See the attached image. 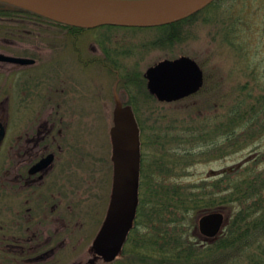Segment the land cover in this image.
<instances>
[{"label":"rangeland","instance_id":"1","mask_svg":"<svg viewBox=\"0 0 264 264\" xmlns=\"http://www.w3.org/2000/svg\"><path fill=\"white\" fill-rule=\"evenodd\" d=\"M179 30L174 43L164 29L117 27L110 29L108 42L99 40L96 30L94 38L86 34L84 58L97 56L88 48L90 45L101 46V42L113 46L120 59L121 74L129 75L117 83L106 70L97 76L96 70L90 75L81 67L56 69L44 74V86L37 89L36 98L35 83L28 87L30 97L25 109L8 113V134H13V138L8 136L0 145V264H112L122 259L119 255L114 261L105 262L93 249L114 192L111 130L115 126V84L122 104L130 103L135 108L141 131V165L146 173L156 170V161L162 156L176 163L167 164L175 167L170 180L185 186L211 182L225 173L242 175L248 166L263 169L262 158H254L264 152V124L254 127L249 124L247 129L239 123L240 127L234 128L228 112L237 101L250 103L264 93V0H217ZM161 37L162 51L154 47ZM144 46L155 50L143 57L145 53H140L144 52ZM182 55L195 59L203 69L201 91L167 103L147 95L141 82L147 68L164 58L172 60ZM44 61L39 64V77ZM13 81L6 82L5 88ZM48 86L52 92L47 91ZM3 95L0 92V102ZM49 96L60 99L58 109H51ZM33 121L34 134L41 123L45 132L38 136L28 156L53 152L58 157L51 172L37 183L41 192L37 190L32 197L45 201L41 205L24 203L22 191L16 192L12 183L14 176L5 171L6 163L18 151L15 147L18 129L13 127L21 123L22 127H28L26 124ZM22 131H27L24 136H32L29 129ZM228 136H235L237 144L229 141ZM31 146L26 144L25 148L30 150ZM141 186L142 174L137 215L138 211L149 214L151 208L144 202L147 192ZM226 207L221 209L226 221L223 236L230 232V221L237 210L236 204ZM183 213L185 209L178 212L179 219ZM200 215L192 223L195 214L187 212L183 219H188L186 234L195 241L210 242L199 232ZM238 253L237 249L220 252L215 259L211 256L212 264H233Z\"/></svg>","mask_w":264,"mask_h":264},{"label":"trees","instance_id":"2","mask_svg":"<svg viewBox=\"0 0 264 264\" xmlns=\"http://www.w3.org/2000/svg\"><path fill=\"white\" fill-rule=\"evenodd\" d=\"M212 5L204 10L207 11ZM5 7L8 6H0V17L11 23L12 17L17 14ZM204 10L202 12H205ZM202 12L179 22L149 29L167 30V37L172 38L174 43L177 42L174 37L180 33L179 27L184 23L192 22ZM20 15V18H24L25 15L36 14L24 12V15ZM42 22L44 23V21L37 23ZM105 27L117 28L116 26ZM83 31L87 30L83 28ZM141 82L144 80L142 79ZM228 113L232 115L230 122L234 128L239 126V123L246 125L247 129H250L249 124L250 127L264 124V93L250 103L243 100L237 101ZM214 120L217 123L218 114ZM232 137L228 136L227 139L236 145V137ZM258 157L264 162V152L256 156L254 160ZM164 159L165 157L162 156L156 161L157 168L152 173L150 170L146 173L141 165V188L147 192L144 202L147 206L151 205V208L149 214L138 211L134 227L120 254L122 259H117L112 264H212L211 256L215 259L220 252L233 249L239 251L234 256L233 264H264V166L263 169L260 166L250 169L248 166L242 175H237V172L225 173L211 182L185 186L178 182L174 184V181L170 180L176 163L173 160L169 162ZM167 164L174 165L168 167ZM258 168L261 171L254 172ZM229 204H236L237 210L230 221L232 228L227 235L221 234L212 243L195 241L191 236H187L188 219L183 221L187 212H194L195 217L191 220L194 223L198 214L221 210L227 208L226 205ZM183 209L185 213L183 218L179 219L178 212H183Z\"/></svg>","mask_w":264,"mask_h":264},{"label":"water","instance_id":"3","mask_svg":"<svg viewBox=\"0 0 264 264\" xmlns=\"http://www.w3.org/2000/svg\"><path fill=\"white\" fill-rule=\"evenodd\" d=\"M57 22L87 29L111 25L120 27H158L184 20L215 0H2ZM29 63L24 58H4ZM149 92L160 102H173L197 93L204 85V72L189 57L162 60L145 73ZM115 126L111 130L114 161V192L106 216L93 243L105 262L114 261L122 252L133 228L139 202L140 129L132 109L123 106L116 95ZM4 128L0 124V138ZM54 159L50 153L33 168L37 172ZM238 167V166H236ZM229 169V171H231ZM225 213L213 210L198 218L199 232L214 241L222 232Z\"/></svg>","mask_w":264,"mask_h":264},{"label":"flooded vegetation","instance_id":"4","mask_svg":"<svg viewBox=\"0 0 264 264\" xmlns=\"http://www.w3.org/2000/svg\"><path fill=\"white\" fill-rule=\"evenodd\" d=\"M14 12L17 13L18 11ZM20 16V14H17V16L12 17L9 27L5 25V19H2V24L0 25V53L12 57L34 60V62L21 64L0 61V81H2L0 85V92L4 94L2 101L0 102V107L2 108L0 111V122L5 125L6 134H8L9 131V122L7 121V118L9 120L8 113L13 112V109L16 112H20L21 109H25L27 107L30 97V94L28 93V87L31 86L32 83H35L33 95L35 96V98L37 97V89L39 87L43 89L44 86V74H50L54 70L60 68L63 70H73L75 67H81L83 68V71L88 70V73L90 75L94 74L96 70L95 74L99 76L100 72L104 73L103 71L106 70L105 72L111 74V79L115 80L117 83L118 81L120 82L121 79L123 80L124 77L129 75L121 74L120 59L117 55L114 54L113 46L110 48L103 45L101 42H99L101 46H95V44L90 45L88 48L97 56L92 58L83 57V37L86 36V34H90L94 38L97 36L95 34L96 30V33L99 32V40H107L108 33L110 29L113 28L100 26L86 29L87 31H77L76 29L66 25H38L37 22L40 18H38L36 15H25L24 18H20ZM18 20H21L23 25L15 23ZM157 28L160 27H151L150 29ZM41 30L45 32H40ZM158 43V46H152H154L155 48L158 47L160 51H162L164 47L162 37L161 40L158 41ZM154 47L144 46V52L141 51L140 55H143L145 53L143 57H146V55L149 54L150 51L155 50ZM127 50L129 51V53H131V49ZM166 59L167 58H164V60ZM43 60H45V64L40 68L42 76L39 77V64ZM160 61L155 62L152 66L156 65ZM99 69L102 71L98 72L97 70ZM63 70H61V74H63ZM145 73L146 72L143 73L142 79L144 80L143 85L146 88L147 82L145 83ZM135 76L138 75L136 74ZM11 80L14 81L8 83L9 86L5 88L6 82ZM116 87L117 85L115 84V86H113V90L115 91L114 94L117 93ZM47 91L52 92V88L48 86ZM147 95H152L154 99L157 100V98L153 94H150L148 92ZM11 97L13 98V100H11ZM48 102L53 105V108L51 109H58L59 105L62 103L59 98H51V96H49ZM129 104L130 103H128L127 105ZM37 107L38 105H36V108ZM32 124H34V121L26 124V126L28 127H22V123L17 127H13L18 129L15 145L18 151L16 153V156L11 157L6 163L5 171L7 175L14 176L12 183L16 186V192L21 193L22 191L23 198H25L24 203L29 201V203H33V205L39 203L41 205L45 201H39L38 198L33 200L32 197L38 190L37 183L42 181L44 177L49 172H51L54 167L55 160L58 157L55 156L54 161L48 168L43 169L38 173L30 172L31 167H33V165L41 158H43V155H45L42 154V156H28L31 155V151L37 143L38 136L45 132V125L41 123L37 127V131L34 134V127L31 126ZM24 129H29L30 131H32V136H24L25 134L27 135V131H22ZM12 135L13 134H10L9 136L8 134L6 135L7 137L5 136V138H8V136L9 138H13ZM26 144L32 145L30 150L25 148ZM9 166H11L12 171L10 170ZM9 187L11 188V186ZM38 191L41 192V190ZM40 223L42 224L43 220H40Z\"/></svg>","mask_w":264,"mask_h":264}]
</instances>
